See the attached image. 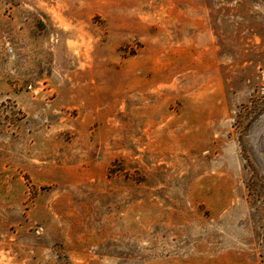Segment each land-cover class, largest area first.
Masks as SVG:
<instances>
[{
	"label": "rangeland",
	"instance_id": "rangeland-1",
	"mask_svg": "<svg viewBox=\"0 0 264 264\" xmlns=\"http://www.w3.org/2000/svg\"><path fill=\"white\" fill-rule=\"evenodd\" d=\"M0 264H264V0H0Z\"/></svg>",
	"mask_w": 264,
	"mask_h": 264
}]
</instances>
